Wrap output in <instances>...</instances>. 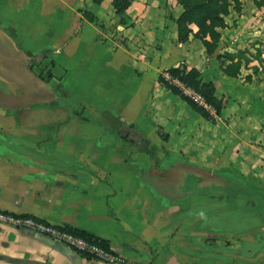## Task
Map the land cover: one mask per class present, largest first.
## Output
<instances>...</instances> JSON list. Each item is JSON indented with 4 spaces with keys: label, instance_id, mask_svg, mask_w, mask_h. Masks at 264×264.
Returning <instances> with one entry per match:
<instances>
[{
    "label": "crops",
    "instance_id": "0c3cea01",
    "mask_svg": "<svg viewBox=\"0 0 264 264\" xmlns=\"http://www.w3.org/2000/svg\"><path fill=\"white\" fill-rule=\"evenodd\" d=\"M113 1L0 0V211L92 232L130 264H249L222 257L242 252L250 231L219 226L243 196L219 198V179L202 180L218 165L216 128L159 84L153 51L176 67L218 62L199 40L179 43L177 0H130L123 15ZM131 132L154 159L124 141ZM235 149L229 163L264 183V160L251 170ZM257 231L264 252V221ZM0 264L105 263L2 226Z\"/></svg>",
    "mask_w": 264,
    "mask_h": 264
},
{
    "label": "rangeland",
    "instance_id": "374dc122",
    "mask_svg": "<svg viewBox=\"0 0 264 264\" xmlns=\"http://www.w3.org/2000/svg\"><path fill=\"white\" fill-rule=\"evenodd\" d=\"M240 1L242 3L241 12L236 13L231 9L229 16L225 18L226 27L218 31L221 35V40L216 53L223 55L224 53L236 54L237 52L248 51L249 54L255 56L257 54L256 51L260 50L262 52V63L253 59L249 67L243 69L239 77L235 78L236 80H231L233 78H230V80L227 79L229 77L223 74L219 64L215 62L209 68L201 66L199 70L197 69L204 83H215L213 84L216 89L217 98L225 101L227 105L230 104L228 112L222 113L221 118L214 124L212 123L218 133L219 161L217 162V166L207 165L203 167L202 180L212 181L219 179L217 181L219 198H223L222 195L224 193L222 192L224 191L230 195H234L235 198L243 196L244 199H236L238 201H234L235 205L236 203L238 205L229 214L232 217V221L225 223V221L219 218V226L223 227V229L237 231H245L248 229L250 232L244 236V240L241 237L239 238V240L245 242L244 246H242V252H225L226 256L222 258L227 259L233 257L232 259L240 263L248 259L247 263L252 264L253 260L261 256L260 252H263V250L257 251V241H259L257 234L259 230L257 231V228L264 221V183L258 176L242 175L237 168L229 163L226 159L228 155L225 156V154L227 148L235 146L236 149L233 150V155H240L241 153L243 157H246L244 161L249 165L251 170L261 167V160H264V5L261 8H257L251 0ZM159 51V48L153 51L156 56L154 57V67H158L159 69L156 74L157 77L171 68L186 67L183 63L178 67L168 63L161 64L157 60ZM254 67L260 68L259 76L254 75V71L252 70ZM249 78L250 80H248ZM226 95L230 97H226ZM231 118L233 120L229 122V125L233 127V132L244 136L238 141L228 133L231 131L227 128V121ZM240 120H246L248 123L243 125L239 122L238 124ZM235 122L238 125H234ZM132 133L135 134L137 142L142 140L144 145L147 144L144 134L140 132ZM155 133L161 140L165 141L167 139L160 129H155ZM249 133L250 136L247 138V134ZM253 133L257 135L251 137ZM241 141L250 147H242ZM239 145H241L240 149H238ZM255 147L256 150L253 149ZM248 199L250 201L246 202L245 200ZM238 219L242 224L238 223ZM263 239L264 237L262 236L261 240ZM235 241H233V246H235ZM236 247L239 248V245ZM252 247L253 249L256 248V250L250 256H247L245 254L246 251L249 249L252 250ZM261 259L264 260V257Z\"/></svg>",
    "mask_w": 264,
    "mask_h": 264
},
{
    "label": "trees",
    "instance_id": "16d2710c",
    "mask_svg": "<svg viewBox=\"0 0 264 264\" xmlns=\"http://www.w3.org/2000/svg\"><path fill=\"white\" fill-rule=\"evenodd\" d=\"M92 1L96 5H101L104 0ZM251 1L257 8L264 5V0ZM177 2L183 10L176 20L180 44H185L190 39L199 40L205 48L207 58L214 57L222 72L233 79L238 78L241 71L247 69L253 59L262 63L260 50L256 51L255 56L249 54L248 51L237 52L236 54L224 53L223 55L216 53L221 40L218 31L226 27L225 18L229 16L231 9L236 13L241 12L242 3L240 0H177ZM113 6L117 15H123L131 6V1L114 0ZM85 15L91 22L95 21L91 15ZM259 69L258 67L252 69L255 76H259ZM158 82L209 123L214 124L220 119L227 107L225 101L217 98L214 84L211 82L204 83L197 69L171 68L158 76ZM123 139L124 141L132 139V144L137 142L132 132ZM139 149L146 153L151 160L154 159V153L144 144L140 145ZM65 230L67 233L89 242L90 245L111 251L108 242L95 237L92 232L72 227H65ZM81 254L90 259L87 254Z\"/></svg>",
    "mask_w": 264,
    "mask_h": 264
},
{
    "label": "built area",
    "instance_id": "2783aa9c",
    "mask_svg": "<svg viewBox=\"0 0 264 264\" xmlns=\"http://www.w3.org/2000/svg\"><path fill=\"white\" fill-rule=\"evenodd\" d=\"M2 226L44 235L54 241L65 244L79 253L87 254L90 259L105 264H130L127 260L114 255L111 251H105L90 245L89 242L67 233L65 227H54L30 216L10 215L0 211V227Z\"/></svg>",
    "mask_w": 264,
    "mask_h": 264
}]
</instances>
